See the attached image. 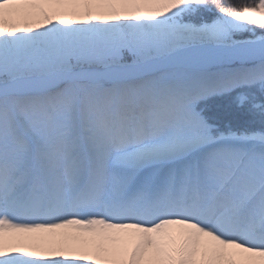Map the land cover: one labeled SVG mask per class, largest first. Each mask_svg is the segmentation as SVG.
<instances>
[{
  "label": "snow or ice",
  "instance_id": "snow-or-ice-1",
  "mask_svg": "<svg viewBox=\"0 0 264 264\" xmlns=\"http://www.w3.org/2000/svg\"><path fill=\"white\" fill-rule=\"evenodd\" d=\"M0 264H264V0H0Z\"/></svg>",
  "mask_w": 264,
  "mask_h": 264
},
{
  "label": "rangeland",
  "instance_id": "rangeland-1",
  "mask_svg": "<svg viewBox=\"0 0 264 264\" xmlns=\"http://www.w3.org/2000/svg\"><path fill=\"white\" fill-rule=\"evenodd\" d=\"M217 105V101H215V100H212V101H209L208 102V107L211 109V108H213L214 106H216Z\"/></svg>",
  "mask_w": 264,
  "mask_h": 264
}]
</instances>
